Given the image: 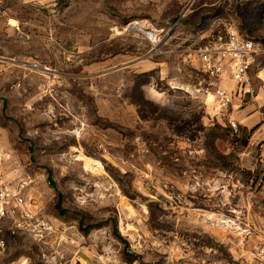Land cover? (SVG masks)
Masks as SVG:
<instances>
[{
  "label": "rangeland",
  "instance_id": "1",
  "mask_svg": "<svg viewBox=\"0 0 264 264\" xmlns=\"http://www.w3.org/2000/svg\"><path fill=\"white\" fill-rule=\"evenodd\" d=\"M232 28L264 42V0L5 1L0 264H264V56L250 128L196 56Z\"/></svg>",
  "mask_w": 264,
  "mask_h": 264
},
{
  "label": "built area",
  "instance_id": "2",
  "mask_svg": "<svg viewBox=\"0 0 264 264\" xmlns=\"http://www.w3.org/2000/svg\"><path fill=\"white\" fill-rule=\"evenodd\" d=\"M5 1L0 0V9L5 8ZM23 4L38 6L54 0H18ZM217 44H203L196 50V56L202 71L214 82L226 75L235 82L240 92H246L248 73L264 56V42L249 37H242L235 29L227 31L225 38L218 37ZM212 82V83H213ZM215 97L221 107L227 108L232 100V93L215 86ZM228 125L236 127V121L228 118ZM25 204L19 188L12 186L4 179L0 167V219L20 212ZM21 208V209H19ZM24 210V209H23ZM24 215H27L24 211ZM0 240V251L4 249Z\"/></svg>",
  "mask_w": 264,
  "mask_h": 264
},
{
  "label": "crops",
  "instance_id": "3",
  "mask_svg": "<svg viewBox=\"0 0 264 264\" xmlns=\"http://www.w3.org/2000/svg\"><path fill=\"white\" fill-rule=\"evenodd\" d=\"M214 86L224 88L227 91H230L233 96L231 100L232 112L228 115V118H232L238 121L239 125L242 127L250 128L258 120V110L248 102L242 100L244 92H240L233 80L229 78V75L226 73L224 77L219 80L214 81ZM247 91V89H246ZM257 95L256 99L259 97V106L264 103V88ZM261 101V102H260ZM258 106V107H259ZM251 113V114H250Z\"/></svg>",
  "mask_w": 264,
  "mask_h": 264
},
{
  "label": "trees",
  "instance_id": "4",
  "mask_svg": "<svg viewBox=\"0 0 264 264\" xmlns=\"http://www.w3.org/2000/svg\"><path fill=\"white\" fill-rule=\"evenodd\" d=\"M221 157H222V156H221ZM56 208H57V210H58L59 212H63V210L60 209V204H59V203L56 204Z\"/></svg>",
  "mask_w": 264,
  "mask_h": 264
},
{
  "label": "bare ground",
  "instance_id": "5",
  "mask_svg": "<svg viewBox=\"0 0 264 264\" xmlns=\"http://www.w3.org/2000/svg\"><path fill=\"white\" fill-rule=\"evenodd\" d=\"M149 37H153V35L151 33H146Z\"/></svg>",
  "mask_w": 264,
  "mask_h": 264
},
{
  "label": "water",
  "instance_id": "6",
  "mask_svg": "<svg viewBox=\"0 0 264 264\" xmlns=\"http://www.w3.org/2000/svg\"><path fill=\"white\" fill-rule=\"evenodd\" d=\"M130 28H133V26H130Z\"/></svg>",
  "mask_w": 264,
  "mask_h": 264
}]
</instances>
